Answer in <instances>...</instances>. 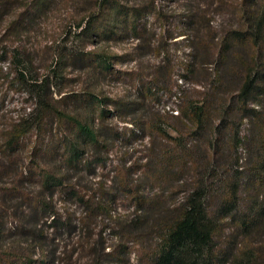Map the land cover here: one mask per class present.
I'll return each instance as SVG.
<instances>
[{
  "label": "rangeland",
  "instance_id": "rangeland-1",
  "mask_svg": "<svg viewBox=\"0 0 264 264\" xmlns=\"http://www.w3.org/2000/svg\"><path fill=\"white\" fill-rule=\"evenodd\" d=\"M32 3L0 0V254L23 255L28 264H146L144 252L160 242L162 218L177 213L202 188L210 211L220 212L223 183L230 179L240 184L235 213L246 212L256 199L245 180L252 127L240 113L218 127L217 106L236 102L242 85L240 70H229L232 60L253 51L261 58V50L233 36L255 29L263 0H49L40 18L15 33ZM232 40L238 43L224 60L221 50ZM63 53L68 59L56 79L52 71ZM102 53L110 55L104 70L95 63ZM18 61L25 63L27 78H50L56 107L100 131L107 140L103 151L88 146L76 169L64 163L59 140L66 126L34 111V95L17 79ZM91 93L114 101L103 119L82 102ZM206 96L215 110L203 131L185 130L190 126L185 119L179 133L173 120L162 123L165 133L145 128ZM137 120L146 123L136 127ZM22 125L20 143L9 146V134ZM176 156L183 159L171 163ZM50 171L63 178L60 187L44 186L42 176ZM124 180L127 192L120 186ZM129 191L156 204L146 211L139 239L128 223L144 215L145 207ZM246 240L261 252L248 263L264 264V232L246 238L234 220H221L213 243L219 260L234 264L252 247Z\"/></svg>",
  "mask_w": 264,
  "mask_h": 264
},
{
  "label": "trees",
  "instance_id": "trees-1",
  "mask_svg": "<svg viewBox=\"0 0 264 264\" xmlns=\"http://www.w3.org/2000/svg\"><path fill=\"white\" fill-rule=\"evenodd\" d=\"M48 1L49 0H33V5L30 7L31 10L28 13L27 20L24 24H17L15 26L16 30L13 29V31L17 33L20 28H22L21 31H23L29 27L33 20L40 18L43 13L42 10ZM2 2L9 3V0H2ZM36 8H40L41 10L33 13ZM81 26L82 25L78 24V28ZM84 29L85 28H82V31H84ZM91 33L95 37L97 36L96 32L92 31ZM233 39L238 40L240 43H245L247 46L251 45L253 50L258 49L257 52L261 50L262 53L260 54V59L258 53L254 51L248 52L247 55H245L246 57L242 56L239 58V56H237L236 61L232 60V65L228 66L230 71H233V69L240 70L243 79L242 85L237 91L236 102L233 103V99L227 107L218 104V114L221 115V124L218 125V127H221L227 120L229 121L233 115L236 117L239 113L240 118L242 117L243 120H249L252 127L248 142L251 160L248 162L247 168L245 167V180L246 185L250 188L249 191L251 193H256V199L248 205L245 213L237 215L235 212L239 209L240 184L237 183L235 179H230L223 183L224 187L220 193L223 203L220 212L217 213L216 211H210L207 206L206 199L209 195L208 191L204 188L197 189L184 200L182 207L177 213L167 215L159 222L162 231L161 235L158 236L160 242L156 244L155 247H148L144 252L146 264H227L228 259L226 257L222 262L219 260L220 258L213 244L216 233L221 227V220H234L236 227L242 231L246 238L264 232V10L257 18L254 30H248L241 34L235 33ZM238 42L234 40L229 41V48L226 50L223 49V51L221 50L224 60L229 58L226 54L229 52V49L232 48L233 44ZM201 45L209 47L210 44H208L207 40L202 39ZM199 49L201 50V48ZM17 54L18 53L14 55L15 59H17ZM109 56L110 55L102 53L96 58L95 63L101 70L110 67V62L107 59ZM66 58V54L63 53L59 57V64H56L57 68L52 71L56 79L62 78L59 72H61L60 67L62 64L66 66ZM26 69L25 63H20L18 61L17 79L22 86H25L30 96L34 95V111L46 114L49 118L57 120L66 127L68 126L67 129L65 127L66 130L64 129V135L59 140L61 159L64 163L76 169L82 162L84 152L88 146L103 151L107 145V140L101 135V132L85 123L80 118L79 114L70 113L66 110L57 108L55 105L56 100L53 98V93L50 91L52 87L50 78L43 77L40 79L36 77L29 79L26 77ZM82 100V102H87L91 106L96 107L99 111V118L101 119H103L106 114V107L114 103L113 100L99 97L95 93H91L87 98H82ZM252 104L255 105L252 106ZM78 108L71 112L78 111ZM214 110L215 108L210 105V101L207 97L201 101H189L186 103V107L182 108L180 112L178 111L176 115L167 114V116L164 117L160 115L159 123H156L155 119H153L147 123L144 122L146 125L140 123L138 120L137 122L133 121L132 124L135 123L134 125L136 127L145 125V128L150 127L154 129L155 132L165 133L162 123L173 120V128L179 133V131L182 130L179 129L178 123L181 122L182 119H185L190 124L189 127H185V130L195 128L196 130L203 131L208 124L207 121L212 119ZM208 122L211 121L209 120ZM25 127L26 125H22L21 127H15L14 130L11 131L7 139L9 146L20 143L22 135L26 132L24 129ZM141 128L143 129V127ZM238 128L239 127H237L236 131L234 130L235 136H239L237 133ZM170 138L176 143L179 140L178 137ZM234 141L237 140L234 139ZM181 158L182 157L176 156L170 160L171 163H175ZM189 158L191 157L189 156ZM97 162L98 164L103 163L102 161ZM157 162L160 163V160ZM87 163H90V161ZM242 174L243 170L240 172V175ZM42 178L44 186L47 188H57L63 184V178L57 177L55 174L51 173V171L44 173ZM120 186L124 192H127L130 188L129 183L125 180L124 182L121 181ZM72 194L89 208L92 206V200L86 199V196L81 195L80 191L73 190ZM128 194L132 200L134 199L145 207V211H143L145 212L144 215L137 216V214L128 223L133 227L132 231H130L131 234H133L132 236H136L139 239L143 237L142 233H140V228L148 221L146 211L155 208L156 204L152 206L151 204L148 205L146 197H141L130 191ZM53 220H56L55 216H53ZM246 242H250L252 247L241 251L239 256H236L234 264H250L248 262L260 256V247H257L251 240H246ZM40 248H42V245ZM242 253L243 255L241 256ZM28 262V259L23 255L10 256L6 255V253L0 254V264H28ZM40 264H47V262L42 263L41 260Z\"/></svg>",
  "mask_w": 264,
  "mask_h": 264
}]
</instances>
